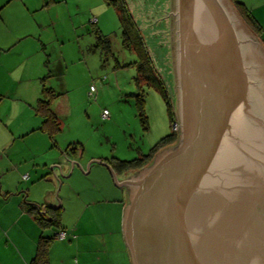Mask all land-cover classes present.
<instances>
[{
    "label": "water",
    "instance_id": "water-1",
    "mask_svg": "<svg viewBox=\"0 0 264 264\" xmlns=\"http://www.w3.org/2000/svg\"><path fill=\"white\" fill-rule=\"evenodd\" d=\"M174 16L177 140L124 179L101 163L131 264H264V49L229 0H175Z\"/></svg>",
    "mask_w": 264,
    "mask_h": 264
},
{
    "label": "rangeland",
    "instance_id": "rangeland-1",
    "mask_svg": "<svg viewBox=\"0 0 264 264\" xmlns=\"http://www.w3.org/2000/svg\"><path fill=\"white\" fill-rule=\"evenodd\" d=\"M122 1L125 14L131 16L149 52L155 76L172 103L175 128L169 122L162 96L144 80H136L138 59L121 47L118 10L103 0H3L0 3L3 17L0 34L6 37L16 32L18 36L29 37L26 38L28 43L21 41L20 47L10 48L1 54V58L19 59L34 41H39L36 43L39 54L44 61L47 59L51 72L45 86L59 94L50 107L60 120L57 140L61 145L77 147L72 155L77 166L68 177L64 174L58 177L54 190L57 202H61L62 223L73 218L78 193L82 196L88 193L86 198H94L92 195L98 191L95 184L99 183L102 172H107L111 178L104 165L106 161H132L146 156L162 137L173 131L178 134L175 0ZM232 1L240 4L238 0ZM95 30L110 37L111 51L105 58L99 51L90 49L95 43ZM259 38L264 49V29ZM7 82L4 76L0 77V90L4 93L0 94L4 97L2 103L13 100L16 84ZM29 87L27 84L21 88L25 97L31 91ZM139 96L142 102L138 100ZM35 102L31 100L30 107ZM6 110L0 106V111ZM103 111L107 112V118L102 117ZM140 114H143L145 124H142ZM110 181L117 188L112 178ZM42 186L35 188L38 190ZM89 216L86 212L83 221Z\"/></svg>",
    "mask_w": 264,
    "mask_h": 264
},
{
    "label": "crops",
    "instance_id": "crops-1",
    "mask_svg": "<svg viewBox=\"0 0 264 264\" xmlns=\"http://www.w3.org/2000/svg\"><path fill=\"white\" fill-rule=\"evenodd\" d=\"M238 2L249 10L261 33L264 29V0ZM26 38L28 35L18 36L16 32L6 37L0 34V59L3 60L0 62V77L4 76L7 83L16 84L13 100L2 103L4 97L0 96V106L8 109L0 111V264H30L40 236L49 238L56 234L58 229L40 230L26 213L24 203L61 208L54 192L57 181L53 175H67L69 171V165L63 159L67 145L58 142L59 134L51 140L39 130L41 119L34 112L35 105L30 107L31 100L35 102L40 97V80L44 72L46 75L47 59L44 61L39 54L36 44L39 41H34L19 59L1 58V54L10 48L20 47L21 41L28 43ZM7 44L9 47L2 49ZM27 84L31 91L25 97L21 88ZM2 92L0 90V94H4ZM70 159L76 160L73 156ZM102 173L100 184H95L98 191L92 195L94 198H86L88 193L83 196L78 193L73 218L62 223L61 216L60 229L66 237L49 243L46 264H131L123 238L125 192L123 188L112 186L107 172ZM36 185L43 186L36 190ZM86 212L90 216L83 221Z\"/></svg>",
    "mask_w": 264,
    "mask_h": 264
},
{
    "label": "trees",
    "instance_id": "trees-1",
    "mask_svg": "<svg viewBox=\"0 0 264 264\" xmlns=\"http://www.w3.org/2000/svg\"><path fill=\"white\" fill-rule=\"evenodd\" d=\"M104 3L108 6H112L118 10V18L121 23V47L129 52H132L136 55L138 59L137 66V77L136 80H144L147 85L152 86L163 98L170 124L175 120L173 106L169 101L168 96L161 85L160 79L155 76L154 68L152 65L151 57L147 48L143 42V39L140 35V32L136 25L134 24L131 16L126 15L125 4L122 0H103ZM233 3L234 9L241 18L242 22L246 27L257 37L260 34V26L251 15L249 10L243 7L242 4ZM126 13V14H125ZM95 43L91 46V51H99L100 55L104 58L110 53V37L102 35L98 30L94 32ZM264 44V43H263ZM137 63V62H136ZM136 65V64H135ZM46 75L40 80V97L35 103L34 112L40 117L41 125L39 130L46 133L51 140L60 133V120L52 112L51 103L56 99L59 94H56L53 89L47 88L45 86V80L51 77V72L49 70L48 61L45 62ZM140 102L143 101L142 97L138 98ZM140 111L142 108L140 107ZM143 114H140V120L142 124H145ZM177 140V133L175 131L169 133L168 135L162 137L149 151L146 156H141L132 161H119L112 160L106 161V163L111 167L114 173L122 178L128 176L130 173L137 171L145 166H147L152 160L153 156L160 151L162 148L172 145ZM77 147L69 144L66 148L67 155H73L76 152ZM26 213L30 215L40 230L44 231L47 229H60V218L62 214L61 208H51L47 206H36L28 202L24 203ZM58 232L57 230H55ZM54 231V232H55ZM54 235L47 238L40 236L37 241L35 256L31 260L30 264H46L47 262V250L49 243L54 239Z\"/></svg>",
    "mask_w": 264,
    "mask_h": 264
},
{
    "label": "built area",
    "instance_id": "built-area-1",
    "mask_svg": "<svg viewBox=\"0 0 264 264\" xmlns=\"http://www.w3.org/2000/svg\"><path fill=\"white\" fill-rule=\"evenodd\" d=\"M90 91L92 92L93 89L90 88ZM107 116H108L107 112L103 111L102 112V117L103 118H107ZM65 237H66V233L63 230H60V231L56 232V234L54 235V239H57V240H63Z\"/></svg>",
    "mask_w": 264,
    "mask_h": 264
},
{
    "label": "snow or ice",
    "instance_id": "snow-or-ice-1",
    "mask_svg": "<svg viewBox=\"0 0 264 264\" xmlns=\"http://www.w3.org/2000/svg\"><path fill=\"white\" fill-rule=\"evenodd\" d=\"M3 2V0H0V3H2Z\"/></svg>",
    "mask_w": 264,
    "mask_h": 264
}]
</instances>
